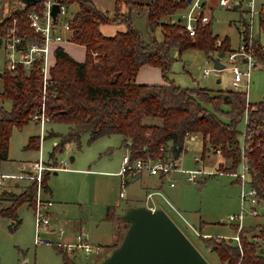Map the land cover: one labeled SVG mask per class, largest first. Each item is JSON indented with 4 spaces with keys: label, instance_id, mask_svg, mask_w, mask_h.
Here are the masks:
<instances>
[{
    "label": "trees",
    "instance_id": "trees-1",
    "mask_svg": "<svg viewBox=\"0 0 264 264\" xmlns=\"http://www.w3.org/2000/svg\"><path fill=\"white\" fill-rule=\"evenodd\" d=\"M17 1L21 0H0L9 7L0 19V38L14 20L23 42L38 40L39 35L28 25L26 13L42 11L44 0L22 3L16 11L11 6ZM56 1L67 8L76 5L69 35L70 41L84 47V60L77 61L61 46L55 47L45 93L39 61L28 70L21 65L13 73L5 68L1 74L0 99L8 100L10 108L0 106V161L7 156L12 129L31 121L43 106L49 121L65 122L69 126L68 132L59 135V142L49 153L53 164L56 163L55 154L67 143L78 142L84 132L88 133L89 141L121 135L131 160L177 158L184 147L185 134L196 133L202 143L201 155L209 149L220 150L226 162L220 163L223 170L235 171L242 161L247 165L250 184L264 206V98L250 103L243 90L211 92L201 87H181L168 77L176 59L173 51L179 56L186 49H198L211 56L214 52L225 54L232 50L227 36L217 41V35L212 32V18L207 23H198L196 35L190 36L179 23L172 21L188 5L187 0H150L145 5L133 0H115L112 17L99 11L90 0ZM145 6L151 34L149 42H144L132 25V12H140ZM123 7L126 9L122 10ZM102 23H124L126 30L105 36L99 30ZM158 27L162 32L159 40L154 36ZM258 28L264 37V8L258 12ZM247 31V19L241 16V38L246 37ZM252 45L257 64L264 66V47L256 38ZM143 65L157 67L164 82H136V72ZM244 117L240 143L237 126ZM26 147L38 148V136L29 137ZM48 174V171L42 173L41 186L45 191L48 190ZM35 195L33 181L23 192L12 196L10 205L0 209V214L16 218L21 204L26 202L34 206ZM113 212V207H108L107 217L114 216ZM262 216L264 218V210ZM115 219L121 225L127 224L119 215H115ZM256 229L257 233L241 229V248L229 238L204 237L199 233L198 239L204 248L216 255L219 264H264V220L256 223ZM122 235L119 234L111 248L118 244ZM69 259L63 253V264H68Z\"/></svg>",
    "mask_w": 264,
    "mask_h": 264
},
{
    "label": "rangeland",
    "instance_id": "rangeland-1",
    "mask_svg": "<svg viewBox=\"0 0 264 264\" xmlns=\"http://www.w3.org/2000/svg\"><path fill=\"white\" fill-rule=\"evenodd\" d=\"M260 2L264 3V0H256L255 2L252 31L254 37L257 36L259 43L264 47V37L258 30ZM21 6L22 2L17 1L11 6V9H17ZM246 9V0H242L240 8L237 10L232 9V7L220 6L213 12L212 32L218 34V42L224 35H227L230 39L231 48L236 49L238 47L239 33L237 28L241 26V16L247 19ZM8 10L9 7L6 3H0V19ZM154 36L158 40L162 38L159 27L155 29ZM216 53L214 52V54ZM173 54L176 59L171 64L168 77L177 85L187 88H206L211 92H216L219 89H233L230 82V62L226 53L220 59L224 68L219 71L214 69L213 60L215 57H208L201 50L186 49L179 56L176 51H173ZM238 65L242 69L245 68L242 62H239ZM260 65L251 70L247 87L239 85L237 89H233L245 91L247 101L250 103L258 102L264 98V66ZM205 69H209V73L203 76ZM4 70L5 61L3 49L0 46V91L3 87L1 74ZM216 75L221 79L219 83L215 81ZM0 106L9 109L10 102L0 99ZM226 108L227 106L224 105L223 109ZM244 126L245 117L237 126L240 131L238 135L240 143L243 139ZM68 129L67 123L57 121H46L40 127L36 119H32L20 128L14 127L12 129L8 144V159L0 163V172H18L20 170L19 163H25V167L28 169L27 163L39 159L47 167L42 173L44 171L49 172L47 177L48 190L40 192L41 200H51L52 205L47 209L49 225L46 232L41 228L37 236H35L34 206L22 205L20 207L21 221L15 228H9V220L0 217V264H58L60 255L54 245L57 233L54 232L52 235L47 233L57 229L54 226L55 215L62 218L63 221L67 218L78 221L82 219L83 222L84 219L93 220V225H96L105 219L108 207H113L116 210L118 207L126 206V197L120 196L126 195L130 191V186H128L129 183L122 185L121 178L117 174L122 156L127 153L123 137L112 134L89 141L88 133L84 132L80 135L78 142L67 143L61 152L55 154L56 163L53 164L49 153L53 146L59 142V135L66 134ZM31 136H38V148L26 147ZM186 142L187 144H185ZM184 144L185 151L180 154L179 167L182 170L193 169L195 167L193 157L200 155L201 140L188 142V139H185ZM202 158L205 168L220 170L223 173L202 175L203 181L200 187L194 183H188L185 180L184 172L181 171L171 172V180L167 177L164 178L168 182L174 181L176 188L173 189V192L176 194L179 191L183 200L182 206L170 203L176 209L186 210L183 214L184 217L196 224V229H190L185 225H180V227L183 228L188 238L198 247V250L210 264H219L216 255L201 245L198 235L199 233L203 235L205 231L210 232V236H216L215 233L218 231L232 234L230 236L234 235V231H228V227L222 224V221H225L228 215L237 213L239 210V186L235 183L234 177L224 173L228 171L220 167L221 162L226 163L221 154L205 153ZM49 167H61V169L50 170ZM236 171H240V166ZM32 174L33 171L31 170L30 175ZM30 181L27 186L33 182L31 179ZM166 210L170 217L174 218L170 208ZM257 210L259 215L257 217L247 216L244 222L245 226L242 229H252V232L257 233L256 223L263 222L264 209L258 206ZM200 221L209 223H205L202 228H199ZM121 226L120 234H123L127 224ZM78 227L87 233V227L84 223ZM61 228L65 232V228ZM44 239H48L49 242L43 241ZM109 251H105L104 255ZM69 257L81 264H94L102 258L90 254L86 255L81 251L69 255Z\"/></svg>",
    "mask_w": 264,
    "mask_h": 264
},
{
    "label": "built area",
    "instance_id": "built-area-1",
    "mask_svg": "<svg viewBox=\"0 0 264 264\" xmlns=\"http://www.w3.org/2000/svg\"><path fill=\"white\" fill-rule=\"evenodd\" d=\"M241 1L234 0H218V4L222 7L230 8L233 3L236 2L241 5ZM54 3L59 5V10L56 12L53 18L50 11ZM245 13H247L248 31L246 37L241 38L238 47L232 49L226 53V56L230 62V73L232 76L231 86L233 89H237L239 85L247 87L251 70L258 64L253 53V38L252 21L254 11L252 9V0H246ZM29 27L39 35L38 40L25 41L21 39L18 34L17 26L13 20L10 28H8L1 37L0 46L3 49V57L5 61V68L10 72H15L18 65L28 70L31 68L35 61H39V72L42 78V91L45 93L46 87L50 81V67L54 63V50L53 44L65 40H70V35L64 37L61 30H66L70 33V23L72 15L69 9L62 3L56 0H44V7L42 11L30 10L26 13ZM172 21L179 23L183 29L190 35H196V29L198 23H207L211 21L210 14L204 7L203 0H189L188 5L178 12ZM242 62L245 68L239 67L238 63ZM209 73V69L203 71V76ZM32 119H36L40 127L49 121L48 117L44 114V108L41 106L40 112L35 114ZM185 139L199 140L200 137L196 133H186ZM208 153L220 154L219 149H209ZM177 158L170 156L159 157L157 159L151 158H135L130 159L129 151L122 156L120 168L117 174L121 178V184L124 185L129 177L136 174L146 173L149 175L163 176L171 180L170 173L174 171L184 172L185 180L188 183H195L202 175L223 173L220 170L205 168L204 159L202 155H194L193 162L194 168L182 170L179 167ZM32 175H1L2 177H23L31 179L36 184V195L34 204L35 213V236L38 235L41 228L47 229L49 225L47 209L52 205L51 200H41L40 192L43 190L41 186L42 171L47 167L39 159L33 161L31 164ZM240 171H228L224 173L230 174L234 177L237 185L239 186V210L237 213L230 214L227 217V221L234 225V235L229 237L235 244L241 248L239 233L245 226V218L257 217L259 215L257 207L260 206L264 209L262 201L259 199L256 189L250 184L247 165L242 161L240 163ZM52 169H61V167H49ZM169 185L173 186L174 181H169ZM122 195V192H120ZM177 212V211H176ZM179 215V212H177ZM180 217H182L180 215ZM183 219V218H182ZM184 220V219H183ZM186 225H190L184 220ZM59 234H63L62 228L58 229ZM45 241V239L43 240ZM49 240L47 239V241ZM55 247L61 251L70 255L81 251L86 255H93L97 258L103 257L106 247L100 244H93L88 241L86 233L83 230H79L75 233L71 241H64L61 238L56 239L54 243Z\"/></svg>",
    "mask_w": 264,
    "mask_h": 264
},
{
    "label": "crops",
    "instance_id": "crops-1",
    "mask_svg": "<svg viewBox=\"0 0 264 264\" xmlns=\"http://www.w3.org/2000/svg\"><path fill=\"white\" fill-rule=\"evenodd\" d=\"M90 1L94 4V6L99 11L105 13L108 17L113 16L114 1L115 0H90ZM133 1L136 3H141V4L145 5L150 0H133ZM234 1H237V0H234ZM255 2H256V0H252V9H253L254 13H255ZM203 4H204V7L206 8L207 12L210 14L211 18L213 17V12L218 7H220V5L218 4V0H203ZM259 6H260V10L263 9L264 3L260 2ZM238 8H240V5L236 2H234L232 5V9L237 10ZM68 9L70 11V14L73 15V13L76 11V5H71ZM125 9H126V7L122 8V10H125ZM147 14H148V11H147V8L145 6V7H143V9L140 12H132V15H131L132 16V25L140 33L144 42H149L151 39L150 34H149V30H148V24H147ZM237 29H238V33H239V42H240V40H241V34L239 32L240 27H238ZM99 30L105 36H112L117 32L125 31L126 26L124 23H102L99 25ZM61 32H62L64 37H67L69 35V33L66 30H63V28H62ZM216 35H218V34H216ZM225 36H227V35H224L223 37H225ZM255 38L258 39L257 36ZM228 39H229V37H228ZM229 44H230V39H229ZM57 46H61L63 48V50L65 52H67L73 59H75L77 61H83L84 60L85 49L82 45L76 44L70 40H65V41H61L58 43H54L53 47H52L53 50ZM230 47H231V44H230ZM231 49H233V48H231ZM211 56L217 57V53L216 54L213 53ZM223 56H225V55H223ZM220 59H221V57H220ZM220 59H219V61H220ZM220 63H222V62L220 61ZM257 66H259V65H257ZM260 66H262V65H260ZM219 70L220 69H217V71H219ZM229 72H230V70H229ZM216 76L217 77H216L215 81L217 83H219L221 81V79H220V77H218V75H216ZM231 79H232V76H231ZM135 81L138 83H144V84H160V83L164 82L162 75L160 73V70L157 67H153V66H149V65H143L138 69V71L136 72V75H135ZM219 90H221V89H219ZM224 90H226V89H224ZM192 141H194V140H191V141L188 140V142H192ZM185 144H187V142ZM185 144H184V147H183L182 151L180 152V154L183 151H185ZM180 154L177 157L178 160H179ZM7 159H8V152H7V156L4 160H7ZM4 160H1L0 163ZM30 164H31L30 162L27 163L28 169H26L25 163H19L18 167L20 170L18 172H9V171L8 172H4V171L0 172V209L9 206L12 196L23 192L26 189L27 184L31 182L30 179L23 178V177H17V176H15V177H2L1 175H29L31 173ZM202 181H203V178L201 177L194 184L197 185L198 187H200ZM235 183L237 184L236 181H235ZM125 184H128V186H130V191L127 192L126 195L124 194L123 196H120V195L119 196L120 197H124V196L126 197V199H125V205L126 206L145 204L150 208H158V207L163 208L166 212H167L166 209L170 208V210L172 212L171 214L175 218V220H174V218H172V217L171 218L179 226L180 225L187 226L186 223L184 222V220H185L187 222V224L190 225L189 226L190 229H196V224L193 222H190L189 220H187L184 217L183 214H185L186 210H181V208L176 209L173 207V205H179V206L183 205V200L181 199L179 191H177L176 194H174V192H173V189L176 188V184H174L173 186H170L169 182L166 181V179L163 176L149 175L146 173H140V174H136L135 176L129 177L126 180ZM170 202L173 203V205ZM22 205L30 206L26 202L21 204L16 210V214H17L16 218H12L11 216H6V215L0 214V217L6 218L9 220V228H15L20 223V221H21L20 207ZM114 205H116V204H114ZM30 207H32V206H30ZM125 207H118L116 210H114V212H113L114 216H112V217H107V214H105V219H103L102 222L97 223L96 225H93V220L89 221V220L84 219V222H83V221H81L82 219H80L78 221L77 219L70 220L69 218H67L63 221L62 218L55 215L56 219H54V223H55L54 226L57 227V229H53L47 233H48V235H52L54 232H56L57 233L56 239L61 238L64 241H71L73 239L75 233H77L79 230L82 229L81 227L79 228L78 226L82 225V223H84L87 227V233L86 232L85 233H86L88 241L93 243V244L103 245L106 247V251L107 250L109 251V249H111V246L114 243H116V241L118 240V237L120 234L119 228H120L121 224L119 223V221L117 219H115V215H119L120 213H122V210H124ZM176 211L179 212V215L177 214ZM180 215L182 217H180ZM106 219H109V220H106ZM102 223L103 224L107 223L109 225H103ZM190 223H192V224H190ZM205 223H209V222L200 221V223L198 224L199 228H202L203 224L205 225ZM222 224H224L228 227V229H229L228 231H234V225L232 223H229L227 221V219L225 221H222ZM61 227L65 228V232L60 235L58 232V229ZM45 232H46V230H45ZM210 234H211L210 232L205 231L203 236L209 237ZM215 235L217 237L229 238V237H231L230 235H232V234L218 231L217 233H215ZM57 250H58V254L60 255V261L58 264H63V253H65V252L61 251L58 248H57ZM66 254L68 256L70 255L68 253H66ZM72 255H74V254H72Z\"/></svg>",
    "mask_w": 264,
    "mask_h": 264
},
{
    "label": "water",
    "instance_id": "water-1",
    "mask_svg": "<svg viewBox=\"0 0 264 264\" xmlns=\"http://www.w3.org/2000/svg\"><path fill=\"white\" fill-rule=\"evenodd\" d=\"M36 1L21 0L25 4ZM58 10L59 5L54 3L50 11L53 18ZM223 55L217 53L214 69L224 67L219 61ZM119 219L127 223L120 241L94 264H210L163 208L129 205L119 214ZM68 264L80 263L70 258Z\"/></svg>",
    "mask_w": 264,
    "mask_h": 264
}]
</instances>
